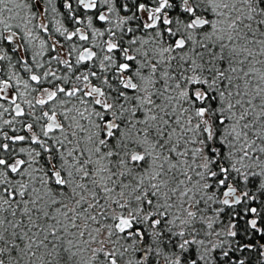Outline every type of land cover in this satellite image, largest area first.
I'll use <instances>...</instances> for the list:
<instances>
[{"label":"snow or ice","instance_id":"snow-or-ice-1","mask_svg":"<svg viewBox=\"0 0 264 264\" xmlns=\"http://www.w3.org/2000/svg\"><path fill=\"white\" fill-rule=\"evenodd\" d=\"M0 264H264V0H0Z\"/></svg>","mask_w":264,"mask_h":264}]
</instances>
